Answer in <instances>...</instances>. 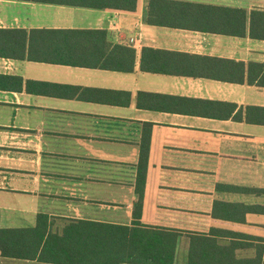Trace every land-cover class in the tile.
Instances as JSON below:
<instances>
[{
  "label": "crops",
  "instance_id": "1",
  "mask_svg": "<svg viewBox=\"0 0 264 264\" xmlns=\"http://www.w3.org/2000/svg\"><path fill=\"white\" fill-rule=\"evenodd\" d=\"M168 1L226 11L165 21L244 35L151 25V0L135 12L0 0V30L85 32L36 40L24 59L0 57V229L35 227L42 214L59 227L82 220L180 232L177 264H188L190 234L239 246L244 264L260 255L264 214L241 223L215 219L213 209L221 197L264 207V195L217 193L220 184L264 190V123L246 116L264 109V69L249 70L264 65V40L251 36L264 0ZM145 48L242 63L244 81L145 72ZM0 264L46 263L0 251Z\"/></svg>",
  "mask_w": 264,
  "mask_h": 264
},
{
  "label": "trees",
  "instance_id": "2",
  "mask_svg": "<svg viewBox=\"0 0 264 264\" xmlns=\"http://www.w3.org/2000/svg\"><path fill=\"white\" fill-rule=\"evenodd\" d=\"M65 7L109 9L122 12H135L138 0H11ZM226 11L224 8L183 3L168 0H151V25H167L187 29H202L212 33L232 36H243L237 29H209L195 25L180 24L176 21L161 19L162 14H207ZM236 14L245 17L242 11ZM172 18H174L172 16ZM164 20V21H163ZM264 26V13L255 11L252 14L251 36L264 40V32L256 31V24ZM83 35L85 32L33 31L28 33L21 29L0 30V57L24 59L31 44L44 41L49 36ZM35 39V40H34ZM28 48V49H27ZM126 50V49H125ZM132 54L134 51L126 50ZM179 58V59H176ZM126 65V61H123ZM173 64H177L173 66ZM245 65L232 61L209 59L183 54L158 52L145 48L142 55V70L149 73L179 75L189 77L212 78L223 82L242 83ZM251 70L264 69V65L252 64ZM251 111L264 109L248 108L247 120L253 123H264V119H250ZM243 111L236 116L243 120ZM148 160L141 159L138 164L139 205L136 211L141 212L143 190L146 181ZM217 193L247 196L264 195V190L244 188L231 185H218ZM249 214H264L260 205L229 202L226 198H217L213 216L225 221L246 222ZM135 216V212H134ZM228 235L230 232H222ZM181 233L165 229H135V226H120L95 223L82 220H64L62 226H56L48 215H38L37 224L31 228L0 229V251L5 257L38 259L46 264H177V245ZM212 236L190 234V251L188 264H244L235 253L239 246L222 245ZM241 247V246H240ZM260 255L248 264H264V246L258 247Z\"/></svg>",
  "mask_w": 264,
  "mask_h": 264
}]
</instances>
